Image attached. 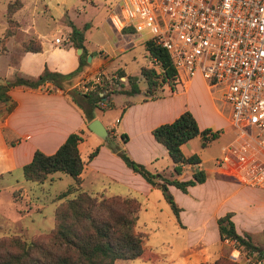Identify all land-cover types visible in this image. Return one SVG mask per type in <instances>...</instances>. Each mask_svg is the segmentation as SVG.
I'll return each instance as SVG.
<instances>
[{
	"label": "rangeland",
	"instance_id": "374dc122",
	"mask_svg": "<svg viewBox=\"0 0 264 264\" xmlns=\"http://www.w3.org/2000/svg\"><path fill=\"white\" fill-rule=\"evenodd\" d=\"M9 1L14 0H0V39H2L7 26L6 10ZM22 1L23 6L13 15L21 23L20 30L18 29L15 35L12 36L13 39L25 37L26 35H38L45 43H54V39H59L56 42L59 45L68 41L66 31L72 23L80 28L86 25L84 30L86 48L93 54H99V51L102 50L109 56L104 64V69L109 71L102 72V77L104 75L106 78H110V87H114V89L121 87V83L114 81V78L117 77L116 70L119 67H123L127 72L138 76L140 93L115 95L114 101L117 104L115 107L112 105L106 106V103L102 100L100 105L103 110L94 108V111L107 126H109V123L116 125L115 130L118 137L109 136L106 138L107 146H120L129 155H131L130 151H136V154L143 160H147L156 153L157 148L152 146L151 142H147V139H145L142 152L135 145L136 138L129 143V146H124L125 142L119 135L124 131L128 133L126 129H123L127 127L131 134L136 136L135 129L138 123L131 116L122 123L123 113L121 114V110L124 104L130 103L129 100L134 101L139 99L141 95L144 96L146 83L140 74L139 67L142 64L149 65L151 63V59L142 43L145 37L134 31L133 33L121 34L110 16L111 13L119 12L120 0ZM119 46L122 47L121 50ZM1 49L2 45L0 44ZM89 55L87 54L86 60ZM14 58L13 51L0 54V82L10 80L14 76L13 71L7 69V63ZM96 71L95 67H90L87 75L94 78ZM81 76L80 73H77L65 83H78ZM119 80L127 84L125 75L120 76ZM165 88L166 91H164ZM176 88L180 92L173 95L174 100L186 103L187 98L188 102L197 108L200 104H204V91H200L199 86L193 84L188 90H185L180 82V86ZM213 89L215 88L213 87ZM169 90V86L165 83L155 93L164 94ZM213 94L217 95V93ZM204 96L207 97L208 94L204 92ZM218 102L217 105L226 111L227 105L222 106ZM82 104L88 106L86 102H82ZM219 117L221 116L219 115ZM229 124L228 127L220 131L221 134L218 137L211 140L206 146L201 145V139L199 135H196L190 139L189 143L184 145V151L182 150L184 153L185 151H191L200 156L202 166L209 176V181H213L214 178L219 176L214 170L217 167L215 160L222 153V145L227 143L233 136V125L231 122ZM211 127L215 129L213 126ZM141 162L152 171H164L165 173H162L167 176H169V172L173 171V162L168 154L163 155V158L159 157L150 162ZM229 179L231 183L225 187L213 186L212 182H210V186L207 184L196 187L200 193L197 213L194 212L193 207H188L184 212V218L192 227L189 229L179 226L169 203L163 197L160 187L149 188L142 182L136 181L134 184L137 188L128 190V192L126 187L120 183L108 181L106 178L97 179L98 184L102 182L99 184V186L102 184V190H100L103 193L102 195L121 193L137 197L140 201V208L137 212L135 229L143 233V247H150L155 253L149 251L150 249H145L146 256L153 254V258L118 259L116 264H180L182 260L181 249L186 243L194 241L201 232L206 234V239L214 240L215 231L212 212L225 206L235 210L237 226L248 229L253 243L264 249V189L242 184L235 177H229ZM73 183V177L63 171L50 173L43 181L25 179L20 169L11 173H3L0 176V235L18 234L29 239L34 234L48 231L53 225L54 208L59 202L58 194ZM94 184L91 186V183L86 180L81 188L95 194L91 188L99 186ZM93 189L98 190L99 188ZM73 195L74 192H70L66 197H72ZM176 195L178 201L183 203L188 201L186 199L188 195H185L182 190L178 189ZM224 195H228L227 199L219 204V200ZM176 198L174 196L175 200ZM216 248L220 249L221 253L212 255V258L222 254L232 260H237L241 264H264V256L260 255L258 250H250L230 239L220 242Z\"/></svg>",
	"mask_w": 264,
	"mask_h": 264
},
{
	"label": "trees",
	"instance_id": "16d2710c",
	"mask_svg": "<svg viewBox=\"0 0 264 264\" xmlns=\"http://www.w3.org/2000/svg\"><path fill=\"white\" fill-rule=\"evenodd\" d=\"M21 5V0L8 2L7 26L3 37H8L17 31L18 22L13 18V13ZM85 28L86 25L80 28L72 23L68 33L70 45L82 48L78 55V65L72 71L67 73L51 71L45 66L36 77L17 75L12 80L0 82V104H5L4 109H0L2 117L15 105L8 93L12 86L24 84L37 87L46 81H51L56 87L64 89L65 82L82 70L87 64L88 54L83 42ZM143 45L151 59L149 65L140 67V73L146 83L143 99L161 96L155 91L165 83L172 92L175 91L179 82V73L172 64L168 51L152 38L145 39ZM22 47L25 50L39 51L41 43L38 38L26 37L22 41ZM116 75L114 81L121 83L118 89L110 87L111 80L104 75L99 83L85 80L93 84L87 92H82L76 85L68 89L72 100L82 107L88 121L93 118V108H102L100 102L107 93L120 92L131 95L141 91L137 75L126 74L122 68L116 70ZM122 75L126 76L127 84L119 80ZM105 89L108 92L100 94ZM82 102H86L88 106H84ZM128 104H124L121 114ZM111 105L110 101L106 102V106ZM81 132L82 130L70 132L52 153L35 149L31 160L22 166V173L26 179L43 181L50 173L63 171L73 177L74 183L58 194L59 202L54 208L53 225L48 231L34 234L29 239L18 234L0 235V264H116L118 259L147 257L142 245L143 233L135 229L140 201L134 196L94 195L81 188L80 173L84 165L78 149V143L82 139ZM151 132L167 149L176 174L182 172L185 164L196 165L189 178L179 179L176 176L170 177L162 172L152 171L144 163L135 160L122 147L112 145L110 147L128 167L139 173L147 182L151 185L158 184L176 221L181 224L179 212L182 207L174 199L168 185L173 184L183 192H187L189 185L206 179L205 170L197 167L201 162L200 156L195 152L185 154L181 145L199 135L201 145L206 146L218 137L220 129L200 128L193 113L185 108L173 120L154 126ZM120 137L125 141L128 135L126 132H121ZM97 151L98 146L89 153L88 158H92ZM70 192H74V195L66 197ZM233 214L234 212L229 210L217 217L220 240L230 239L250 250H258L259 254L264 256V249L253 243L250 233L247 231L240 233L236 230L231 218ZM199 264L241 263L221 254Z\"/></svg>",
	"mask_w": 264,
	"mask_h": 264
},
{
	"label": "crops",
	"instance_id": "0c3cea01",
	"mask_svg": "<svg viewBox=\"0 0 264 264\" xmlns=\"http://www.w3.org/2000/svg\"><path fill=\"white\" fill-rule=\"evenodd\" d=\"M21 2L22 5L17 10H19L23 6V1L21 0ZM16 21L18 22V30L21 23L17 19ZM70 30L71 27H68L66 31L67 35ZM117 30L120 31L121 34L133 33V30L129 27L120 29L117 26ZM15 33L8 37H2V39H0V44L2 45L0 54H5L13 51L15 57L12 61L7 63V69L12 70L14 73V76L10 80L14 79L17 75L36 77L44 69L45 66L51 71H59L62 73L70 72L77 67L79 54L76 51V48L68 43L69 41H65L58 45L56 43L58 41L54 39V43H45L43 42L41 37H38V35H26L25 37H18L13 39L12 36H14ZM26 37L38 38L41 43V50L31 51L23 49L22 41ZM83 42L86 47L85 39ZM86 49L88 54H91V58L79 72L82 76L80 77L78 83H66L64 89L56 87L51 81H46L44 84H41L37 87L17 84L9 89L8 93L14 100L15 105L4 117L0 115V176L3 173H11L18 169L22 171V166L31 160L35 149L38 148L45 153H52L64 141V139L70 132L82 130V139L78 143L80 156L84 160V165L80 173L81 185H83L84 182L88 180L91 183V186H93V183H95L94 185L99 186V184L102 182H99L98 184L97 179L100 178V180H102V178H106L108 181H113L124 185L127 191L137 188L134 184L136 183V181L142 182L149 188L159 187L158 184L151 185L139 173L133 171L124 163L122 158L116 152H114L109 146L106 145V138H108L109 136L118 137V134L115 130L116 125L114 123H109V126H107V124L100 119L98 114L95 113V109L93 108V118H99L105 125L107 130H109L107 133V137L105 139L101 138L95 132L88 128L87 124L89 121L86 118L82 107L72 100L71 95L68 92V89L70 87H73L76 84L77 86H80L81 83H83L85 80H94V78L98 74L102 75V72L106 73L107 71H109L104 69L105 60H108L107 58L109 57L108 55H106V52L101 50L99 51V54H93L88 48ZM119 49L121 50L122 47L119 46ZM146 53L148 54L147 51ZM90 67H95L97 70L94 78H91L87 75L88 69H90ZM119 68H122L126 72V74H132L127 72L123 67ZM121 77H123V75ZM180 82L185 90H188L191 85L194 84L196 86H199L200 91L202 90L207 93L208 96L205 97L203 92L204 104H200L199 108H197L192 106L188 102L187 98L186 103L174 100L173 95L180 92L179 89L176 88L175 91L172 92L171 90H169L168 92L161 94V96L156 98H149L145 100L141 95L137 100H129L130 103L123 111L122 123L127 121L129 116H131V118H134L135 122L138 123V126L135 129L136 136H133L131 134V131L127 127L123 128L126 129L129 133L128 135V133L126 132L128 137L124 141V146H129V143L133 141L134 138H136L135 145L139 150H142V148H144L145 139H147V142H151L152 146H155L157 148L156 153L151 155L147 160H143L139 155L136 154V151H130V154L133 157L140 160L139 162H150L156 160L159 157L163 158V155L168 154L165 146L154 138L151 130L159 123L173 120L185 108L191 110V112L197 119L200 128L213 126V128L220 129V131H222L230 125L229 107L228 104L222 99L219 89L209 85L201 74H196L192 77H188L187 75L181 73L179 74V82L177 83V86H180ZM213 87L215 89H213ZM164 91H166V88L164 89ZM105 92H108L107 89L101 91L100 94H103ZM213 93H217V95H214ZM118 94L126 93L110 92L107 93V95H105L102 100L104 101V103L110 101L112 103V106L115 107L117 106V104L114 101V96ZM217 102L222 106L226 104V111H224L223 108H220L217 105ZM4 107L5 104H0V109L3 110ZM95 108L103 110L100 107ZM219 115L221 117H219ZM219 134H221V132ZM189 141L190 139L181 145V149L183 151L184 145L189 143ZM96 146H99L97 153L92 158H88L89 153ZM190 152L191 151H185V154H190ZM215 164L217 165V167L214 170L219 174V176L214 178L213 181H209V176L206 173V179L203 182L189 185L187 192H184L185 195H188L186 196V199L188 201L186 202L185 199V203L178 201L176 198V193L180 188L173 184L168 185L170 191L172 192V194H174L173 196H175L176 200L178 201V205L182 207L179 212L181 224L177 222L180 227H183L185 229H189L191 227L184 218V212L188 207H193V209L195 210L194 212L197 213V207L200 203L198 200L200 193L196 187L207 184L210 186V182H212L213 186L225 187L231 183L229 177H235L234 166L232 164ZM195 167L196 165L185 164L181 173L176 174L174 171H171L169 172V176H176L179 179L189 178L192 175ZM197 167H202L205 170V168L202 166V159ZM96 177L98 178L96 179ZM93 188L99 189L95 190ZM91 190H94L93 192H95V194L87 190L86 191L94 195L103 194L102 191L100 192V190H102V184L99 187H92ZM114 194H118L121 196H131L128 194L123 195L121 193ZM227 196L228 195L222 196L219 200V204L221 202H224V200L227 199ZM229 210H232L234 212L231 218L235 223L236 230L240 233H242L243 231H247L248 233H250L248 229L243 227L239 228L237 226L235 218L236 212L231 207L225 206L222 209H216L212 212V222L215 231L214 240L206 239V234L204 232H201V234H199L194 241L186 243L181 249L180 254L182 255V260L180 264H199L202 261H206L212 258V255L221 253V250L216 248L217 244H219L220 242H225L228 239L220 240L216 219L218 216L224 214ZM145 249H150L149 251H152L150 247L146 248L144 246V250ZM152 253L155 254L153 251ZM153 254L148 257L139 258L150 259L153 258Z\"/></svg>",
	"mask_w": 264,
	"mask_h": 264
},
{
	"label": "built area",
	"instance_id": "2783aa9c",
	"mask_svg": "<svg viewBox=\"0 0 264 264\" xmlns=\"http://www.w3.org/2000/svg\"><path fill=\"white\" fill-rule=\"evenodd\" d=\"M111 14L120 29L164 47L179 74H201L219 89L233 136L215 161L264 189V0H120ZM92 86L84 81L78 89Z\"/></svg>",
	"mask_w": 264,
	"mask_h": 264
},
{
	"label": "water",
	"instance_id": "95a60500",
	"mask_svg": "<svg viewBox=\"0 0 264 264\" xmlns=\"http://www.w3.org/2000/svg\"><path fill=\"white\" fill-rule=\"evenodd\" d=\"M76 51L79 54L82 51V48L78 47L76 48ZM90 58H91V54L88 56L87 61L90 60ZM87 126L89 129H91L101 138L105 139L107 137L108 130L99 118L97 117L92 118L88 122Z\"/></svg>",
	"mask_w": 264,
	"mask_h": 264
}]
</instances>
